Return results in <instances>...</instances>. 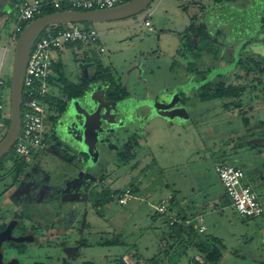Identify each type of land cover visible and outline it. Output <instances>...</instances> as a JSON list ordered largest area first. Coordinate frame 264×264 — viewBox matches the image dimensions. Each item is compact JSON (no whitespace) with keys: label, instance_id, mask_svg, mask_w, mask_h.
<instances>
[{"label":"rangeland","instance_id":"obj_1","mask_svg":"<svg viewBox=\"0 0 264 264\" xmlns=\"http://www.w3.org/2000/svg\"><path fill=\"white\" fill-rule=\"evenodd\" d=\"M245 1L236 0L234 8L245 5ZM214 4L212 0H152L150 6L134 18L91 24L99 35V43L92 47V53L103 66L114 70V79H121L128 94V98L118 104L100 103L98 107H110L102 118L105 117L106 122L112 125L111 133L118 136L115 139L125 141L139 130L133 118H145L139 130L142 138L130 150L135 154L127 158V162L113 156L114 164L110 166L107 181H115L113 188H119L122 193L133 185L138 191L135 199H130L125 206L118 203L116 196L110 199L98 211L102 212V217L95 213L93 201L86 200L82 205L71 203V209L78 206L71 210L72 217H77L78 221L79 213L83 214L80 218L86 223L83 234L77 233V222L64 219L66 208L57 210L53 201L59 195L54 190L63 188L69 179L73 182L83 178L79 172L86 169V165L83 168L78 159L81 155L77 154L86 152L91 158L98 157L95 145L89 144L84 135L89 115L76 104L72 114L81 126L73 128L70 125L73 122L71 116L69 122L57 130L54 139L67 157H74L73 164H59L57 160L51 162L49 158L53 171L46 173V179L43 180L38 174L31 183L14 188L23 190L16 196L9 192L0 199V225L21 214L25 223L23 226L27 228L21 233L30 232V228L34 227L31 232L37 240L36 244L23 246V255H19L14 246L3 244L4 259H13V264H110L114 258L123 255L126 261H134L133 256L137 253L143 260L156 257L161 264H187L198 252L191 246H177L169 239L171 230L165 223L166 217L157 215L154 207L156 201H165L169 215L179 213L188 218L194 214L202 215L206 232L198 235L201 238L213 237L222 245L221 259L216 264H264V214L256 219L238 217L225 198L224 189L215 173L218 164L242 168L248 183L264 203V187L258 188L254 178L257 170L264 174V63L256 66L251 52L241 51V60L236 66L238 45L230 42L232 40L222 41L224 33L230 35L228 29L222 30L224 26L219 25V14H224V8L214 9L210 12L211 16L207 14ZM235 9L228 11L235 13ZM15 10V0H0V48H9L4 60L7 70L12 67L16 44L8 46L16 22ZM232 18L235 20L234 16ZM146 19L151 24V30L144 26ZM192 20L197 21V26L206 24L210 30L221 31L218 35L220 38L216 34L210 36L216 55H205L202 51L204 56L197 62V67L205 74L208 68L215 70L206 75L208 78L220 73L208 83L205 93L214 94L221 87L227 91L240 87L243 89L241 92L209 102L199 101L201 89L196 87L202 74L189 73L186 76L187 63L195 59L191 55L187 57L190 49L181 39ZM72 25L59 27L66 29ZM192 44L198 45L196 38L192 39ZM99 47L104 48L103 53H99ZM177 51L187 56L176 55ZM82 52L83 48L75 47L50 56L55 60L60 59L66 77L75 80L80 64H77L79 61L74 62L73 58ZM171 66L173 72L169 71ZM217 67L220 68L217 70ZM86 70L80 71V75L86 77ZM10 75L4 79L5 82L10 81ZM107 80L110 82V78ZM97 89L100 90L96 87L94 95L99 93ZM180 91L183 92L181 99H184V103H179L176 95ZM154 95L159 97L154 98ZM9 96L10 86L1 88L0 98L6 104L7 114ZM118 110L124 114L123 121L129 125V130L125 128L126 132L120 136L119 127L115 126L116 119H122L115 117ZM48 123L47 119L46 132H49ZM256 147L261 151L258 152ZM59 152V148L53 151L52 157H60ZM12 153L10 151L6 156ZM2 162H7V158ZM93 162L87 167H92ZM108 166L109 162L105 161L102 173ZM9 181L0 184V191ZM41 185L45 187L41 188ZM170 199H173L172 204H169ZM22 209H28L26 211L30 212L33 224ZM78 209L79 213L74 215ZM56 218L59 219L55 228L49 231ZM192 224L198 225V222L192 220ZM16 232L15 236L18 235ZM112 238H119L121 245H101ZM64 241L74 243L75 249H81L80 254L64 257V250L60 248Z\"/></svg>","mask_w":264,"mask_h":264},{"label":"flooded vegetation","instance_id":"obj_2","mask_svg":"<svg viewBox=\"0 0 264 264\" xmlns=\"http://www.w3.org/2000/svg\"><path fill=\"white\" fill-rule=\"evenodd\" d=\"M245 1V0H244ZM245 6H247L250 3V0H246L245 1ZM248 3V4H247ZM249 6V5H248ZM247 6V7H248ZM253 10L254 13L256 14V17H260L264 19V0H257L254 3ZM215 7V4L213 5V8H210L209 10H207V14L210 15V12L213 11ZM211 16V15H210ZM262 21L260 19H257V21L254 22L253 27L251 29V41L249 42V45H247V47L242 48L239 50L238 52V65L240 63L241 60V55L240 52L241 51H247V52H251L252 57L255 58V65L258 66L262 63H264V28H262ZM263 41V42H262ZM239 43V41H238ZM235 45H237L236 43H234ZM74 62L79 61L80 64L78 66V68L76 69V75H75V80H72L68 77V79L77 87H79V94L77 96H73V97H69L67 95H65L62 91H58L57 96V100L59 104H62V108L61 106L59 107H55L53 110H51L50 115H51V119L49 120V132L46 133V136L43 140V148L37 152L35 155H33L29 161L26 163L27 165L24 167L22 173L14 179L13 173H14V168H13V164L10 161L7 162H2L0 164V184H6L5 182L7 180H10L9 183H7L6 186H4V188L0 191V199L3 195L10 193L15 194L16 193H20V191L23 190H14V188H17L20 186V184L26 183L29 184L33 181V179L37 178L38 174H40L43 177V180L46 179V173H48L49 171H53L52 165L50 164L51 162H55V160H57L59 162V164H61V162H66V163H70L73 164V158H69L70 156H66L64 154V150L61 148V145L59 144V142H55L56 140V132L58 129L63 128L67 122H69L70 117H73L72 112L75 111L74 109H76V104L77 106L79 105L80 110L82 108H84V112H86L87 115H89V118L96 112L99 111V117L97 120V129H95L96 132V141L95 143H89L92 145H95V151L98 152V157H94L96 160H94L95 162H93L94 158H91V156L86 153H78L77 155L79 156V154L81 156H79V162H82V166L83 168H85L84 165H86V169L84 170H80L79 174L83 175V178L78 179L77 181H73L72 179H69L66 181L67 185H65L63 188L61 187L60 189L54 190L57 191L58 193H55L54 191H52V193L54 194H58L59 196L57 197V200H54L53 202H55V204L57 205V210L61 208H66L67 214L66 216H64V219H69L70 221H75L74 223L77 222L78 228H77V233L78 234H83L84 230L86 229V223L84 222L83 225V220L80 219L81 216L83 215L82 212L79 213V209L75 211L74 215H77L79 213L80 218L77 221V217H72V212L71 210H75L77 207L71 209V203H77V204H84L83 202L88 200V201H93V199L101 196V195H107L108 193H113L115 190L113 188V184H115V181H110L108 182L107 179L110 176L108 174V171L110 169V166L112 167L114 163H112V157L113 156H117L118 159L123 160L125 162H127V158L132 157L133 153L130 152V150H132V147H136L135 145L138 143V140L142 138V136L140 135V127H142V125L145 122V118H133V122H136L135 125H137V128L139 129L136 133H132L134 135H129L130 136V140H116L115 138H118L117 135L111 133L112 131V125L106 122V118L103 117L102 115H105V110H108L109 108H103V107H98L100 103H104V102H109V103H119L125 99L128 98V94L126 92V96H124L123 98H119L120 95L114 96L113 94L114 89L110 86V82L109 80H101L99 79V77L97 76V60L98 57L96 55H94V53H87L85 54L84 52H82V54L80 56H75L73 58ZM237 66V65H236ZM220 67H217V69H219ZM85 69H87V76L83 77V75H80V71H84ZM208 70H214L213 68H208ZM207 70V71H208ZM170 72H173V67L171 66L169 69ZM84 73V72H83ZM207 75H209V73H206ZM218 75H220V73L216 74L215 77L213 78H209V82H211L212 80H214L216 77H218ZM188 78V77H187ZM121 80V79H120ZM82 86H84V89L81 88ZM122 88L124 89L122 83H121ZM100 88L99 93L96 95H94L93 93L95 92L94 89L95 88ZM94 88V89H93ZM181 88V87H179ZM194 88V87H193ZM125 90V89H124ZM181 90V89H180ZM126 91V90H125ZM177 92V91H176ZM181 92V91H180ZM183 94V92H181ZM178 96L179 103H182L181 101V94H179V92L176 94ZM159 97L157 95H154V98ZM151 98V99H154ZM115 99H122V100H115ZM100 101V102H99ZM98 102V103H97ZM116 104V105H117ZM72 105V106H71ZM105 106V104H102ZM149 108V107H148ZM150 111H152V109L149 108ZM153 113V111H152ZM116 118H122L121 121H119V119H116V125H118L119 127V136L123 133H125V128H128L129 130V125L124 122L123 120L125 119V117H123V113L120 112L119 110L116 112L115 114ZM87 120V122H88ZM73 122H70V125L73 128H78L81 125H78L79 120L76 119V117H73ZM123 121V122H122ZM140 126H139V124ZM101 124V125H100ZM117 127V128H118ZM86 128H87V124L85 125V138L87 140V135H86ZM124 128V130L122 129ZM78 134L80 135V133L78 132ZM81 136V135H80ZM88 142V141H87ZM60 149V157H52L51 153L53 151H57V149ZM257 151H261V149L259 147H256ZM97 154V153H96ZM51 160H50V159ZM105 161L109 162V166L106 167L104 169V173H102L101 169L103 166V163ZM123 161V162H124ZM90 162H93L94 165L91 167H87L89 165ZM92 165V164H91ZM61 166V165H60ZM57 169V167H55ZM54 168V169H55ZM101 171V173H100ZM54 177V176H52ZM255 180L258 183V188L259 187H264V174L260 173L259 170H257L255 176H254ZM74 182H76L75 185ZM45 187V185H41V188ZM13 189V190H12ZM29 189H33V187H29ZM27 193V190H26ZM44 197L47 198V196H45V192H43ZM49 200V199H48ZM52 203V201H51ZM76 204V205H77ZM48 205V204H47ZM44 206H46L44 204ZM27 208V207H26ZM31 208V207H30ZM33 208V207H32ZM29 209V207H28ZM28 209H22L23 211ZM21 210V211H22ZM32 210V209H31ZM28 214L27 219L30 220V223H32L33 218L30 216V212H27ZM21 213V212H20ZM16 216V215H15ZM22 215L19 214L14 218H11L9 222H2V225H0V233L3 232L5 229H7V227L13 223V228L12 231L10 233L11 238L12 239H17V238H24V237H32V241H25L22 243H17L15 241H5L2 243L1 245V252H2V264H8L10 263L13 259L10 260H6L3 258V244H9L12 245L16 248V246H25V245H30V243H37V240L34 239V236L32 234V229L30 228L31 231L30 232H24L21 233L22 230L26 231L27 228H25V226H23V224H25L22 220ZM39 218V216H38ZM59 218H56L55 222L52 223V229H49V231H53V229L56 226L57 220ZM35 226V225H34ZM15 230L17 231L16 233H18V235L23 234V235H16L14 234ZM48 231V234H49ZM65 242V241H64ZM74 243L76 242L73 241ZM60 243V242H59ZM74 243H66L64 245H62L63 243L61 242L60 244L62 246H60V248L62 250H64V254L68 255L70 257V255H74V254H80V250L81 249H75V245ZM74 248V249H73ZM18 252V250H17ZM25 253V252H24ZM23 253V254H24ZM23 254H19V255H23ZM63 254V256H64ZM66 257V256H64ZM65 259V258H64ZM63 259V261H64ZM66 261V260H65Z\"/></svg>","mask_w":264,"mask_h":264},{"label":"built area","instance_id":"obj_3","mask_svg":"<svg viewBox=\"0 0 264 264\" xmlns=\"http://www.w3.org/2000/svg\"><path fill=\"white\" fill-rule=\"evenodd\" d=\"M130 0H51L50 4L55 10L94 11L111 9ZM43 0H21L16 9V22L13 32L9 36L8 46L16 43L19 34L29 22L43 13ZM144 26L149 30L150 23L146 19ZM54 27V26H52ZM48 27L42 31L34 42L28 59L22 81V99L20 106L21 127L11 151L22 159H29L43 148V140L46 136V120L48 119V105L44 98L49 94L50 86L47 78L51 75V64L54 59L51 54H59L71 47L81 46L85 50H91L99 43V35L94 29L85 28L81 24H73L66 29H53ZM104 48L99 47V53ZM2 63L0 61V67ZM5 86L3 75L0 73V90ZM9 114L6 113V104L0 98V140L7 130ZM224 189L225 197L236 215L243 219H256L264 214V203L254 192L249 183L246 182V175L242 168L234 165L218 164L215 167ZM118 203L126 205L134 196L127 190L116 197ZM156 213L173 219L175 215L168 214V205L161 201L155 206ZM198 225L194 229L199 233L205 228L201 225L202 219L197 218ZM126 264H145L143 262L132 263L123 259Z\"/></svg>","mask_w":264,"mask_h":264},{"label":"trees","instance_id":"obj_4","mask_svg":"<svg viewBox=\"0 0 264 264\" xmlns=\"http://www.w3.org/2000/svg\"><path fill=\"white\" fill-rule=\"evenodd\" d=\"M21 1V0H20ZM44 3H47L44 5L43 15L51 14L54 12H57L58 10H55L53 6L50 4L51 0H43ZM131 1V0H130ZM215 3L214 9L224 8L225 12L224 14H219V25L222 24L224 28L222 30L228 29V32H230V35L227 36L226 33L223 34V42L232 40L230 42L236 43L238 46V52L240 49L247 47L249 45V42L251 41V29L253 27V24L257 19H260L262 22V28H264V19L260 17H256L253 7L254 3L257 0H250V3L245 5H238V9L234 8V3L236 0H212ZM19 0H15L16 6L18 4ZM227 8V9H225ZM235 9L234 11H228L230 9ZM213 9V10H214ZM62 10H66V8H61ZM15 14L17 15V9L15 10ZM15 15V18H16ZM40 16V17H41ZM235 17V20L232 17ZM38 18V17H37ZM197 21L192 20L189 24V26L184 31V34H182V40L185 41V45L187 48L190 49L189 56L181 53L180 51H177L176 55H179L181 57H191L195 59V61H190L187 63L186 66V76H189V73H201L202 77L199 80V84L196 88L201 89V93L199 95V101L200 102H209L212 100L220 99V98H227L231 97L233 95H236V93L241 92L243 89L240 87H237L233 89L232 91L223 90L221 87L219 91H217L214 94H207L205 93V90L208 86L209 78L206 77L207 74L203 73L204 71L201 68L197 67V62L200 60L202 56V51H204L205 55H216L215 48L213 46V43L211 41V37L213 34H216L217 36L220 34V29L217 30H210L209 27H207L206 24L196 25ZM60 26V25H59ZM59 26L52 27L53 29H61ZM85 28L93 29L91 24H82ZM218 31V32H217ZM219 37V36H218ZM196 38V42L198 45L193 46L192 39ZM217 38V37H216ZM220 38V37H219ZM239 41V43H238ZM77 49H81V46H76ZM75 48V47H71ZM70 48V49H71ZM83 52L85 54L92 53L90 50L83 49ZM237 55V59H238ZM197 60V61H196ZM97 64V76L101 80H107L110 78V86L114 89V96L120 95L119 98H123L126 96V91L121 86V80H115L114 79V70L111 69L109 66H103L99 60L96 62ZM238 64V60L235 63ZM208 70V69H207ZM218 70V69H217ZM51 75L47 78V83L49 86H58V91H62L65 95L69 97L77 96L79 94V87L74 85L68 77H66L64 72L63 63L60 59H54L51 64ZM215 70H208L207 73L212 74ZM217 74V73H216ZM216 74H214L211 78L215 77ZM195 83V82H194ZM5 86H10V81L7 80L5 82ZM81 88L84 89V86ZM182 95V93H180ZM115 100H122V99H115ZM179 100V99H178ZM182 103H184V99H181ZM44 102L48 105V113H51L50 111L53 110L55 107H58L59 105L62 108V104L58 103L57 97H55L52 94H48L44 98ZM59 106V107H60ZM48 119H51V115L48 116ZM8 124V120L6 121ZM7 158V161L12 162L13 168H14V179L17 178L23 171L24 167L27 165L26 159L19 158L15 156L13 153L9 156H5L2 159ZM2 159L0 160V164L2 163ZM130 192L135 194L136 190L133 186H129ZM122 194L121 190H115L113 193H108L107 195H101L95 199H93V207L96 210L95 213L98 214V216L102 217V212H98L99 209L101 210L104 206H106L109 203V200L113 199L115 196H119ZM226 198V197H225ZM157 214V213H156ZM159 215V214H157ZM22 217V216H21ZM189 220L188 217L185 215L177 214L174 216L173 219L165 218V223L168 224L171 232L169 234V239L173 244L177 246H192L195 245V249L197 250L199 256L202 259V263H199L194 258L190 260L187 264H216L221 259V253L220 248L222 247L219 240L213 238V237H207V238H201L199 233H196L194 228L191 224H187V221ZM199 234V235H198ZM121 240L119 238H112L111 240L105 241L104 243H100L103 246H118L121 245ZM16 249L18 250L19 254L24 253L23 245L16 246ZM134 261L136 263H139L140 258L137 254L133 256ZM123 256L116 257L112 260L110 264H126ZM143 263L145 264H161L160 260L158 258H152L150 260H144ZM8 264H13L11 261Z\"/></svg>","mask_w":264,"mask_h":264},{"label":"water","instance_id":"obj_5","mask_svg":"<svg viewBox=\"0 0 264 264\" xmlns=\"http://www.w3.org/2000/svg\"><path fill=\"white\" fill-rule=\"evenodd\" d=\"M151 2L152 0H131L111 9L94 11L62 10L38 17L25 25L14 47L10 75L9 121L6 133L0 140V160L11 151L20 132L23 76L30 50L42 31L48 27L59 25L101 24L134 18L143 13ZM98 117L99 111H96L87 122L86 135L88 143L93 144L96 141L95 129H97ZM172 202L173 199H170L169 204H172ZM12 228L13 223L0 233V264H2L1 245L3 242L12 240L17 243L32 241V237L12 239L10 235Z\"/></svg>","mask_w":264,"mask_h":264},{"label":"crops","instance_id":"obj_6","mask_svg":"<svg viewBox=\"0 0 264 264\" xmlns=\"http://www.w3.org/2000/svg\"><path fill=\"white\" fill-rule=\"evenodd\" d=\"M150 23V22H149ZM150 28H151V24H150ZM7 46H5V47H1L0 48V61H1V63H3V65H1V67H0V73L3 75V80L4 79H6V78H8V75L11 73V67H9V69L7 70L6 68H5V66H4V60H5V57H6V55L7 54H9V48H6ZM4 82H5V80H4ZM57 87L58 86H50V88H49V93L50 94H52V95H54V96H57V94H58V89H57ZM55 89H57V91H56V93H55ZM75 110V109H74ZM163 113V112H162ZM164 114V113H163ZM246 175V174H245ZM246 182L248 183V181H247V177H246ZM133 187H134V189L136 190V193H137V191H138V189L133 185ZM114 190H119V188H116L115 187V189ZM125 191H127V190H125ZM136 193L135 194H133L132 193V195L134 196V199H135V196H136ZM156 203H160V201H156L155 202V206H156ZM127 205V204H126ZM125 206V205H124ZM154 206V207H155ZM223 210V209H222ZM156 211V210H155ZM187 217V216H186ZM197 218H201L202 219V222H201V225H203V217H202V215H200V214H194V215H192V216H190V218H189V220L187 221V224H191L192 225V227L194 228V226H197L196 224L195 225H193L192 224V220H196L197 221ZM159 221H161V219L159 220ZM198 222V221H197ZM204 226V225H203ZM204 228H205V226H204ZM195 230V229H194ZM197 233H199L197 230H195ZM206 232V228H205V230H204V232H202V233H199V234H204ZM194 247H195V245H192L191 246V248H193L194 249ZM131 253H135V252H131ZM137 254V253H136ZM194 259L196 260V261H198L199 263H202V259H201V257L199 256V254L198 255H196L195 257H194ZM140 262H143L144 260L143 259H140L139 260ZM130 262H132V263H135V261H133L132 259H130Z\"/></svg>","mask_w":264,"mask_h":264}]
</instances>
